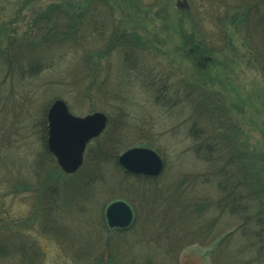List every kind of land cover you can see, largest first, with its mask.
<instances>
[{"label": "rangeland", "instance_id": "1", "mask_svg": "<svg viewBox=\"0 0 264 264\" xmlns=\"http://www.w3.org/2000/svg\"><path fill=\"white\" fill-rule=\"evenodd\" d=\"M50 1L59 0H0V11H9L12 9L10 5L14 4L13 11L24 13L33 4ZM210 1L213 2L212 7L199 11L204 17L201 28L204 41L207 43L210 40L215 48L214 63L207 65L205 60H201V65L208 66L207 74L218 78L210 89L220 91L225 96L232 116L242 129L241 137L251 142L253 147L264 148V62L255 61L254 55L248 51L250 40L236 34L235 26L222 25L221 36L216 31L218 18L223 17L218 16L226 14L228 8L223 9L226 6H239L229 8V13L237 21L241 8L251 7L255 9L254 12H259L262 6L264 11V3L258 0ZM135 2L141 6L140 9H148L152 22L146 25L141 13L143 20H140L141 27H138L139 20L136 21L131 13L123 14L121 9L114 16L126 19L131 28L136 27L141 39L139 48L143 50L138 52L137 61L129 58L127 62L148 72L147 79L143 80V76L137 72L138 81H135L137 69L130 70L134 80L130 76L127 79L123 72L125 65L122 64V54L115 49L99 59L98 74L106 77L103 90L95 91L91 97L83 96L82 84L88 81H80L82 72H85V55L93 52L90 38L86 36L78 37L76 42L65 46L63 43V46L52 47L49 51L52 56H46V62L50 64L37 75L24 74L22 77L15 72L6 77L4 68L0 70V147L1 150L6 147L15 152L0 154V220L10 226L0 228V245L5 244L7 257L11 256V251L17 245L25 242L29 250L33 245L39 253L35 264H85L96 253L104 260L116 262L127 261L132 258L130 255L139 253L137 257L151 256L155 264H211L210 255H215L218 250L217 235L230 233L231 237L228 238L233 244V234L237 239L243 238L241 230L236 231L241 218L222 213L220 219L212 222L216 217L213 205L217 198L216 185L203 178L205 173H209L207 162L202 157L201 160L196 159L190 152L192 138L188 136V130L193 120L189 112L187 115L185 104L181 103L182 88H185L181 79L186 75L192 77L194 71L190 62L181 58V35L179 30H175L181 29L177 22L187 1ZM154 12L159 13V18H154ZM165 15L168 21L164 22L161 17ZM263 26L259 29H264ZM98 41L99 45L102 44L100 39ZM31 54L29 57L20 55L15 62H34ZM128 81L133 87L128 85ZM147 81L151 83L148 85ZM161 85L168 87V91L158 98ZM57 97L63 99L74 115L101 111L106 117L109 114L115 122L120 121L121 108L127 107L130 118L119 125L117 132L127 139V148L152 144L151 149L158 153L162 161L159 173L151 176L153 180H140L142 184L126 177L125 173L128 172L123 168V171H116L106 165L109 169H99L94 173L97 179L101 175L104 185H82L76 181L69 182L68 187L59 186L57 193L61 202L54 208L47 204L50 214L44 216L43 212L46 211H43L41 203L44 196L43 193L39 195L36 188L42 176L50 175L47 172L55 160L48 158L50 161L41 164L37 156L43 148V109ZM6 121L8 124H5ZM204 123L207 124V121L204 120ZM8 125L11 129L5 131ZM46 131L47 125L45 136ZM94 138L86 143V148L93 146ZM37 165L46 169H36ZM194 176H199V179L194 180L191 186L189 179ZM11 182L22 184L20 190L16 191ZM91 182L94 183V180ZM25 183L30 185L36 198L23 192V189L26 191ZM118 198L126 200L133 210L132 223L123 232L106 227L104 219L105 206ZM181 198H199L212 203L203 206L201 214L198 213L201 225L193 219L197 217L196 211L188 217L191 219V235L186 230L189 224H184L187 217L183 216L181 210ZM49 199L47 195L46 200ZM58 213L59 220L56 217ZM206 223L211 225L210 232L204 228ZM198 232L201 233L196 238ZM202 235L206 238H198ZM187 242L189 244H184Z\"/></svg>", "mask_w": 264, "mask_h": 264}, {"label": "trees", "instance_id": "2", "mask_svg": "<svg viewBox=\"0 0 264 264\" xmlns=\"http://www.w3.org/2000/svg\"><path fill=\"white\" fill-rule=\"evenodd\" d=\"M186 1L187 4L181 9V16L179 15L177 22L181 29L175 30H179L178 33L181 35V58L190 62L194 71L192 77L186 75L181 79V81L184 80L183 84H185V88H182L184 93L181 95V103L185 104L186 108H184L187 110V115L189 112V117L193 120V125L188 130V136L192 138L190 152L196 159L202 157L203 159L200 158V160L207 162L209 173H205L203 178L215 182L214 185H216L217 198L213 203L216 208V217L212 222L220 219L222 213H229L242 219L240 227L236 231L241 230L243 238L238 237L240 242H235L238 239L233 234V244L230 243L231 238H228L230 233L224 232L217 235L218 250L215 255H210V263L264 264V148L253 147L251 142H247L245 138L241 137L242 129L239 128L237 120L232 116L233 112L229 109L225 96L220 91L210 89L218 78H215L213 74H207L205 71L208 66L201 65V60H205L207 65L214 63L213 52L215 48L210 40L207 43L204 41V34L201 30L204 25V17L199 11L203 8L212 7L213 2H209V0ZM258 2L264 3V0H258ZM39 5V3L33 4L24 13L20 10L13 11L14 4L10 5L12 9L9 11H5V9L3 12L0 11V70L4 68L6 77L15 72H18V75L22 77L24 74L28 76L37 75L50 64V62H46V56H52L49 53L52 47L65 46L76 42L78 37L86 36L90 38L93 52L85 55V72L81 74L79 71L83 76L80 81L88 80L87 83L82 84L83 96L91 97L95 91L103 90L106 77L103 76L102 78L98 74L99 59L107 56L110 51L115 49L122 54V64L125 65L123 72L127 79L130 76L134 80L130 73L131 69H137L135 81H138L137 72L139 76H143V80L147 79L148 72L143 68H138L136 64L132 66L127 62L129 58H132V61H137L138 52L143 50L139 48L141 39L137 29H135L136 27L132 26L131 28L126 19L121 20L114 16L119 9L122 10L123 14L131 13L136 21L139 20L138 27H141L140 20H143L140 17L141 13L144 14L146 25L152 22L147 8L140 9L141 6H138L135 0H59ZM232 7L239 6L231 5L223 8H228V10L225 15L221 13L222 15L218 16L223 17L218 18L216 31L221 36L223 34L222 25L235 26L236 34L245 40H250L248 51L254 55L255 61L262 60L264 62V29H259L264 22L262 6L259 12H254L255 9L251 7L241 8L242 12L237 21L229 13V8ZM153 16L157 19L159 13L154 12ZM236 16L239 17V15ZM227 17L231 18L228 19ZM161 19L164 22L168 21L166 15ZM225 21L226 23H224ZM186 27L188 29H185ZM99 39L102 41L100 45L98 44ZM29 54H31L32 59L34 57V62H29V64L28 62H15L16 57L20 55L29 57ZM147 83L149 85L151 82L147 81ZM128 85L133 87L129 81ZM167 91L168 87L161 85L158 98L165 95ZM48 105L43 109V148L37 156L41 164L47 160L50 161L48 158L54 161L53 155L45 146V112ZM121 109L120 121H112L110 115L107 114L106 129L99 137L92 140L93 146H87L83 163L76 172L65 174L54 162L53 167L47 172L51 176L41 177L36 190L39 191V195L43 193L44 196V200L41 199L43 200L41 202L43 211H46H42L44 216L50 214L47 204L50 203L54 208L61 202V197L57 193L59 186L68 187L69 182L75 183L76 181H80L82 185L95 183L104 185V182L101 181V175L97 179L94 173L98 172L99 169H109L106 168V165L112 166L116 171H123L117 163V156L129 145H127V139L117 131L119 125L126 123L130 117L127 107ZM195 119L197 120L196 124H194ZM203 119L207 121V124L204 123ZM5 124L8 122L6 121ZM9 129L11 127L8 125L5 131H9ZM144 145L153 148L152 144L146 143ZM4 153L15 154L14 150L10 151L6 147L1 150L0 147V154ZM4 156L6 155H2V157ZM43 166L37 165L36 169L45 170L46 168L44 169ZM53 172L56 173L54 176H52ZM125 176L142 184L143 182L140 180L154 179V177L130 173H125ZM66 177L71 180L66 181ZM198 179L199 176L191 177L189 179L190 185L193 186L194 180L198 181ZM93 180L94 183L91 182ZM11 184L16 191L20 190V186H22V184L18 185L14 182ZM25 184L26 191L23 189V192L30 193L35 197L30 185ZM47 195L49 200H46ZM120 196L126 199L124 195L121 194ZM177 205L179 204L177 203ZM205 205H212V203L209 200H199V198H186L184 200L181 198V210L183 216L187 217L184 224H189L186 229L187 232L190 233L191 219L188 217L191 213L194 214L193 211H196L197 216L193 218L194 221L196 220V223L199 221V225H201L199 215ZM198 213L200 214L198 215ZM56 217L59 220V213ZM181 222L183 223V221ZM0 224H3L0 225V228L10 227L9 223L2 220H0ZM206 224L204 228L210 232L211 225ZM104 226L106 225L104 224ZM116 230L123 232L124 229ZM199 233L201 232L195 234L196 238ZM188 236L189 234L185 235V238ZM202 237L206 238L205 235L198 238ZM184 244H189V242ZM36 255L39 256V253L36 252L33 245L30 246L29 250L24 242V244L17 245L11 251V256L7 257L5 244L0 245V260L2 261L0 264H35ZM92 255L85 264H155L152 262L151 256L137 257L139 253L130 255L129 257L132 258L124 262H116L110 259L107 261L97 253ZM152 255L154 256V254ZM139 259L143 261H139Z\"/></svg>", "mask_w": 264, "mask_h": 264}, {"label": "water", "instance_id": "3", "mask_svg": "<svg viewBox=\"0 0 264 264\" xmlns=\"http://www.w3.org/2000/svg\"><path fill=\"white\" fill-rule=\"evenodd\" d=\"M46 119V147L65 173H72L79 168L86 143L100 134L107 121L105 113L101 111L74 115L61 98L54 99L48 106ZM117 162L133 174L154 176L162 168L157 152L145 146L125 149L119 154ZM104 216L110 228H125L131 223L133 215L130 206L117 199L106 206Z\"/></svg>", "mask_w": 264, "mask_h": 264}]
</instances>
